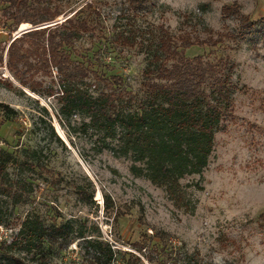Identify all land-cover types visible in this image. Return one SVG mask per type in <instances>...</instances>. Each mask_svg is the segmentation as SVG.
<instances>
[{
  "label": "rangeland",
  "instance_id": "rangeland-1",
  "mask_svg": "<svg viewBox=\"0 0 264 264\" xmlns=\"http://www.w3.org/2000/svg\"><path fill=\"white\" fill-rule=\"evenodd\" d=\"M91 2L93 9L82 17L95 30L78 37L73 59L89 61L107 76H121L125 88L135 94H142L144 71L160 63L155 55L162 28L175 39L185 34L196 41L217 39L236 26L221 14L225 4L234 2L253 20L264 18V0H151L144 10L133 8L130 0H59L56 4L64 14L47 26L62 24ZM11 23L0 22V51L16 34L34 28L22 24L11 35ZM185 55L211 61L230 57L236 65L232 84L237 90L235 118L226 131L216 133L208 167L181 180V203L132 172V166L142 163L134 162L131 151L125 152L128 138L121 139L119 130L112 138L108 130L88 125L90 120L78 113L61 114L57 97L44 93L58 80L55 68L52 78L38 77L44 85L43 93L36 94L13 78L5 60L0 67V148L14 158L0 178L5 191L0 196L5 217L0 246L7 245L9 258L27 264H91L90 251L79 241L63 250L46 249L44 254L29 246L30 230L22 222L39 218L47 224L72 221L86 236H101L113 248L141 257L138 264H151L132 246L144 234L152 245L166 247L164 264H195L197 254L200 264H264L260 219L264 211V38L226 40L213 48L195 45ZM7 81L14 90L5 86ZM127 102L128 110L138 108V100ZM77 187L94 192L93 201L81 200ZM106 195L115 207L110 217L105 212ZM117 209L124 216L115 220ZM159 232L171 238L160 242ZM129 257L117 258L115 264H127Z\"/></svg>",
  "mask_w": 264,
  "mask_h": 264
},
{
  "label": "trees",
  "instance_id": "trees-1",
  "mask_svg": "<svg viewBox=\"0 0 264 264\" xmlns=\"http://www.w3.org/2000/svg\"><path fill=\"white\" fill-rule=\"evenodd\" d=\"M57 1L4 0L6 7L2 8L3 0H0V22H12L11 35L22 24L36 28L52 23L64 14ZM148 1L151 0H130V5L144 10ZM92 6L93 2L87 4L62 24L31 30L14 39L8 48L0 51V67H4L6 60L13 78L36 94L43 93L44 85L38 77L52 78L55 68L58 80H53L54 85L44 93L57 97L61 114L70 117L78 113L90 120L88 125L108 130L112 138L119 130L121 139L128 138L129 148L125 152L131 151L134 162L142 163L141 167L132 166V172L163 188L172 200L181 203L184 201L181 180L187 175L200 174L208 167L216 133L226 131L227 123L235 118L234 93L237 90L232 84L236 65L230 57L216 61L203 56L189 59L185 51L195 45L213 48L226 40L238 43L254 42L258 36L264 38V18L253 20L243 12L239 2H234L225 4L221 14L222 19L231 20L236 26L217 39L211 36L196 41L190 34L175 39L162 28L159 51L155 55L160 63L144 71L142 94H135L125 88L121 76H107L94 70L89 61L73 59L78 37L95 30L82 17L83 12L93 9ZM4 84L10 90L15 89L10 81ZM134 100H138V108L128 110L127 101ZM2 142L0 135V145ZM13 158L0 148V178ZM4 192L0 186V196ZM75 193L85 202L93 201L94 192L87 193L77 187ZM104 199L105 212L110 217L115 209L114 202L108 195ZM1 206L0 200V226H3L5 217ZM123 216V211L117 209L115 220ZM260 219L264 225V211ZM22 225L30 230L28 245L43 254L46 249L63 250L79 241L83 249L90 251L91 264H115L117 258L127 256H130L127 264L142 262L136 254L115 249L108 241L100 240L101 236H86L80 228L75 229L72 221L47 224L37 218L25 219ZM156 237L166 242L171 235L159 232ZM132 246L151 264H164L168 254L165 246L152 245L148 234ZM7 248L5 243L0 246V264H27L20 258H9ZM194 257L195 264H200V255Z\"/></svg>",
  "mask_w": 264,
  "mask_h": 264
},
{
  "label": "water",
  "instance_id": "water-1",
  "mask_svg": "<svg viewBox=\"0 0 264 264\" xmlns=\"http://www.w3.org/2000/svg\"><path fill=\"white\" fill-rule=\"evenodd\" d=\"M47 25H49V24L42 25V26H40V27H36V28H32V30H35V29H42V28L49 27V26H47ZM30 31H31V30H30ZM24 33H26V32H20V33L16 34L15 37H14V39L20 37V36H21L22 34H24ZM14 39H13V40H14Z\"/></svg>",
  "mask_w": 264,
  "mask_h": 264
},
{
  "label": "clouds",
  "instance_id": "clouds-1",
  "mask_svg": "<svg viewBox=\"0 0 264 264\" xmlns=\"http://www.w3.org/2000/svg\"><path fill=\"white\" fill-rule=\"evenodd\" d=\"M169 2H171V0H169Z\"/></svg>",
  "mask_w": 264,
  "mask_h": 264
}]
</instances>
